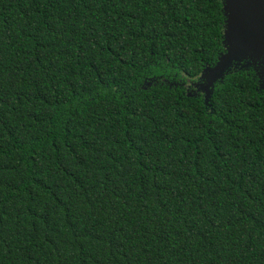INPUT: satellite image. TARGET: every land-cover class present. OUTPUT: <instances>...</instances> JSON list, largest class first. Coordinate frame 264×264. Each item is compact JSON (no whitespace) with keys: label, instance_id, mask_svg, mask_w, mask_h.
I'll return each instance as SVG.
<instances>
[{"label":"trees","instance_id":"16d2710c","mask_svg":"<svg viewBox=\"0 0 264 264\" xmlns=\"http://www.w3.org/2000/svg\"><path fill=\"white\" fill-rule=\"evenodd\" d=\"M223 0H0V264H264V91ZM194 86V87H193Z\"/></svg>","mask_w":264,"mask_h":264},{"label":"water","instance_id":"95a60500","mask_svg":"<svg viewBox=\"0 0 264 264\" xmlns=\"http://www.w3.org/2000/svg\"><path fill=\"white\" fill-rule=\"evenodd\" d=\"M225 20L224 49L217 66L204 70L201 85L208 102L215 84L227 72L253 67L264 91V0H223ZM245 62V63H244ZM241 67V68H240Z\"/></svg>","mask_w":264,"mask_h":264},{"label":"flooded vegetation","instance_id":"af4514ba","mask_svg":"<svg viewBox=\"0 0 264 264\" xmlns=\"http://www.w3.org/2000/svg\"><path fill=\"white\" fill-rule=\"evenodd\" d=\"M245 63V62H244ZM241 68V67H240ZM254 69V68H253ZM255 71V70H254ZM256 72V74H257V76L259 77V82H260V89H261V80H260V76L258 75V72L257 71H255ZM204 82V81H203ZM202 83H200V85H201ZM194 87V86H193ZM263 91V90H262Z\"/></svg>","mask_w":264,"mask_h":264}]
</instances>
